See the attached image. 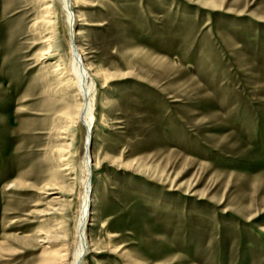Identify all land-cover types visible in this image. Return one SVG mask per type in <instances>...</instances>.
<instances>
[{
    "label": "rangeland",
    "instance_id": "374dc122",
    "mask_svg": "<svg viewBox=\"0 0 264 264\" xmlns=\"http://www.w3.org/2000/svg\"><path fill=\"white\" fill-rule=\"evenodd\" d=\"M69 5L95 85L82 263L264 264V0ZM68 41L58 1L0 0V264L72 261Z\"/></svg>",
    "mask_w": 264,
    "mask_h": 264
},
{
    "label": "bare ground",
    "instance_id": "6f19581e",
    "mask_svg": "<svg viewBox=\"0 0 264 264\" xmlns=\"http://www.w3.org/2000/svg\"><path fill=\"white\" fill-rule=\"evenodd\" d=\"M62 5L64 15L66 18L67 28L69 32V55H70V69L73 79L75 80V87L77 88L82 103L78 108L75 119H70L72 124L81 122L87 132V138L85 142L84 155L81 159L80 165V193H79V206L76 222L74 225V249L72 252V261L70 264H83L82 257L87 250V236H86V224L89 216V201H90V189H91V156L87 148L88 137L91 132V128L94 124L93 104L95 95V85L93 75L88 71L89 68L85 67L81 60V54L77 51V47L74 45V28L73 19L71 13V7H69V0H56ZM47 10L49 6L46 4ZM49 12V11H48ZM71 118V117H70ZM73 118V117H72ZM88 251V250H87Z\"/></svg>",
    "mask_w": 264,
    "mask_h": 264
}]
</instances>
